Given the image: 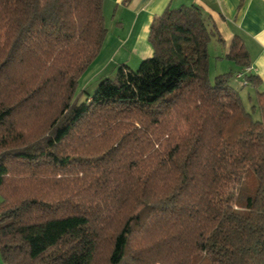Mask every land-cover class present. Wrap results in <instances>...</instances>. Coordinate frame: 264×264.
Returning <instances> with one entry per match:
<instances>
[{
	"label": "trees",
	"instance_id": "obj_1",
	"mask_svg": "<svg viewBox=\"0 0 264 264\" xmlns=\"http://www.w3.org/2000/svg\"><path fill=\"white\" fill-rule=\"evenodd\" d=\"M147 32L151 56L81 100L103 0H0L4 264H264V88L242 38L210 81L202 8Z\"/></svg>",
	"mask_w": 264,
	"mask_h": 264
},
{
	"label": "crops",
	"instance_id": "obj_2",
	"mask_svg": "<svg viewBox=\"0 0 264 264\" xmlns=\"http://www.w3.org/2000/svg\"><path fill=\"white\" fill-rule=\"evenodd\" d=\"M187 4L198 5L210 16L221 41L216 35L211 39L221 45L220 55L223 57L228 52L233 36L242 38L250 57L251 71L259 77L260 88L263 89L264 0H103L105 26L108 33H117L114 38L118 47L131 49L139 59H144L152 54L147 40L150 24L166 7ZM106 14L110 15L109 20H106ZM235 67L230 69L236 71L238 67ZM0 264L4 263L0 261Z\"/></svg>",
	"mask_w": 264,
	"mask_h": 264
},
{
	"label": "rangeland",
	"instance_id": "obj_3",
	"mask_svg": "<svg viewBox=\"0 0 264 264\" xmlns=\"http://www.w3.org/2000/svg\"><path fill=\"white\" fill-rule=\"evenodd\" d=\"M107 9V8H106ZM107 12V10H106ZM110 14L112 9H110ZM106 20L110 19V15H105ZM109 23V22H108ZM109 26V25H108ZM107 28V27H106ZM108 29V28H107ZM107 31L106 38L102 47L99 51V54L92 59L89 67L86 72L80 77L78 84L76 86L75 93L79 96L82 92L81 100H83L87 95H92L97 89L100 80L105 77H113L116 71V68L121 64H126L131 69H136L139 66V63L142 59H139L134 55L133 51L128 48L118 47L114 36L115 32ZM221 45L216 42L213 38L208 44V55H209V78L210 81H213L214 77L220 73L230 71V67L233 69L236 68L235 64L232 61H228L221 54L222 52ZM126 62V63H122ZM230 66V67H229ZM232 69V70H233ZM236 80L232 81V84L238 85ZM244 92V91H243ZM253 95L252 91L250 92ZM241 96L245 100V96L241 91ZM249 107V105H246ZM1 200V197H0ZM0 261L4 263L0 257Z\"/></svg>",
	"mask_w": 264,
	"mask_h": 264
},
{
	"label": "built area",
	"instance_id": "obj_4",
	"mask_svg": "<svg viewBox=\"0 0 264 264\" xmlns=\"http://www.w3.org/2000/svg\"><path fill=\"white\" fill-rule=\"evenodd\" d=\"M252 70V67L251 66H247L245 68V71H251ZM241 76V74H237L236 77L239 78Z\"/></svg>",
	"mask_w": 264,
	"mask_h": 264
}]
</instances>
